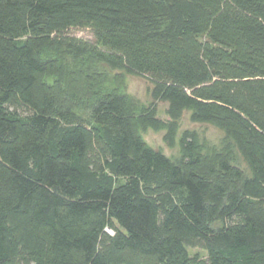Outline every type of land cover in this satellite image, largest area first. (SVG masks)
<instances>
[{"label":"trees","instance_id":"trees-1","mask_svg":"<svg viewBox=\"0 0 264 264\" xmlns=\"http://www.w3.org/2000/svg\"><path fill=\"white\" fill-rule=\"evenodd\" d=\"M45 49L146 77L149 105L95 91L79 114ZM186 110L249 174L194 131L180 161L136 132L171 147ZM0 264H264V0H0Z\"/></svg>","mask_w":264,"mask_h":264},{"label":"rangeland","instance_id":"rangeland-1","mask_svg":"<svg viewBox=\"0 0 264 264\" xmlns=\"http://www.w3.org/2000/svg\"><path fill=\"white\" fill-rule=\"evenodd\" d=\"M70 35L81 39H91L88 28H73ZM44 59H57L63 63L61 66L60 80L64 88L70 90L73 99L70 106L81 115L88 114L89 102L93 99V92L115 91L123 94L128 100V111L136 120L143 108L151 101V83L144 76H137L111 69L106 65L92 61L87 56L79 59L72 57L66 50L45 49L41 52ZM65 62V63H64ZM47 82L55 83L58 76L46 77ZM156 115L165 119L166 103L158 101L155 103ZM191 112L186 110L179 122L178 131L174 144L169 147L164 143L163 135L165 129L142 128L136 123V132L144 142L152 149L162 152L173 161H180L183 157L179 145V138L184 130H191L197 134V142L201 155L208 161L213 160L216 154L230 152L231 164L237 166L243 173L249 174L248 167L240 152L229 140H224V132L211 123H198L190 119ZM225 149H227L225 151ZM191 255L197 254L199 260L204 259L205 253L199 248L189 249Z\"/></svg>","mask_w":264,"mask_h":264}]
</instances>
